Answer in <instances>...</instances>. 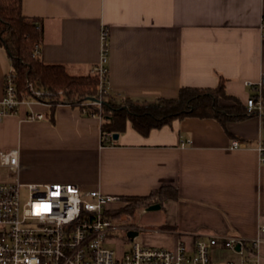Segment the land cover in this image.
<instances>
[{
	"label": "crops",
	"instance_id": "crops-1",
	"mask_svg": "<svg viewBox=\"0 0 264 264\" xmlns=\"http://www.w3.org/2000/svg\"><path fill=\"white\" fill-rule=\"evenodd\" d=\"M22 14L40 21L38 57L73 76L99 63L101 32H108L106 92L119 102L175 98L181 87L214 88L242 104L254 94L246 83L264 81V0H22ZM0 49V95L10 71ZM226 104V103H225ZM43 119L31 120V113ZM98 115L79 107L23 102L0 121V152L16 150L22 184L74 183L103 195L146 197L169 187L175 198L157 203L146 246L192 248L216 236V264H264V116L250 115L222 127L214 119L185 118L147 136L130 124L114 145H103ZM241 143L233 148L232 141ZM12 179V178H10ZM139 234V233H138ZM242 237L243 253L223 246ZM259 238L258 257L251 240ZM117 239L109 237V242Z\"/></svg>",
	"mask_w": 264,
	"mask_h": 264
},
{
	"label": "built area",
	"instance_id": "built-area-1",
	"mask_svg": "<svg viewBox=\"0 0 264 264\" xmlns=\"http://www.w3.org/2000/svg\"><path fill=\"white\" fill-rule=\"evenodd\" d=\"M107 37L108 32L102 30L100 60L90 72L98 74L100 96L106 93L107 85ZM39 48L36 45L35 51L38 52ZM246 84L254 86V94L244 103L247 113L264 116V81ZM28 89L30 97L18 99L13 75L7 73L4 76L0 121L16 114L23 102L49 105L45 100L53 96L51 92L36 89L31 84ZM100 96L96 98L98 101L86 100V103L99 105ZM28 118L40 120L43 115L33 112ZM103 140L107 145L115 144L112 134L105 135ZM231 146L241 148V143L234 140ZM257 151L260 163L264 164V143L258 145ZM14 153L18 154L16 150L0 152V167L7 169V179L12 178L0 181V264H216L210 256V248L218 243L216 236H209L206 240L198 238L190 249L183 243L174 249L146 246L135 241L141 230L138 225L114 224L106 213L110 204L119 203L123 198L103 195L99 191H83L74 183L22 184L16 178L19 158L13 156ZM4 157H8L7 163H4ZM23 189L28 200L21 204ZM117 229L125 234L118 255L108 246L111 237L108 234ZM258 229L264 232V225ZM132 232H136V236L129 237L128 233ZM247 242L234 236L222 239L225 248L237 250L238 247L240 254ZM250 242L251 254L257 258L261 240L257 237ZM126 244L129 248H125Z\"/></svg>",
	"mask_w": 264,
	"mask_h": 264
},
{
	"label": "trees",
	"instance_id": "trees-1",
	"mask_svg": "<svg viewBox=\"0 0 264 264\" xmlns=\"http://www.w3.org/2000/svg\"><path fill=\"white\" fill-rule=\"evenodd\" d=\"M21 1L0 0V49L10 60L8 73L14 77L18 99L30 97L28 85L31 84L53 94L44 99L51 109L58 104H68L79 107L85 115H98L103 145H107L103 140L105 135L121 134L128 124L141 136H147L152 130L170 126L175 120L214 119L225 127L228 122H240L254 114L247 113L244 104L226 93L222 77L214 88L181 87L175 98H159L153 103L131 99L115 102L107 92L100 96L97 73L73 76L61 65H49L40 60L35 46L40 47L43 42V25L22 14ZM99 96V105L86 103L88 98ZM175 197L176 191L165 187L146 197H126L116 203L117 207L108 206L106 213L126 221L140 209Z\"/></svg>",
	"mask_w": 264,
	"mask_h": 264
},
{
	"label": "rangeland",
	"instance_id": "rangeland-1",
	"mask_svg": "<svg viewBox=\"0 0 264 264\" xmlns=\"http://www.w3.org/2000/svg\"><path fill=\"white\" fill-rule=\"evenodd\" d=\"M4 53V52H3ZM4 56H5V65L7 66V70H9V65H7V58H6V55L4 53ZM7 175V169L6 168H3V167H0V181H7V180H11L10 178L7 179L6 177ZM28 200V196H27V192L25 189H23L21 191V204H24L26 201ZM109 206L111 207H117V204L116 203H112L110 204ZM151 214V213H150ZM150 214H144L140 212V210L134 212V214L132 215V217H130L128 220L124 221L123 219H120V218H114L113 216H109L110 219L112 220V222L114 224H117V225H123V224H136L140 227H143V228H149L148 226L150 225L151 222H149L148 220V216ZM140 231H143V230H140ZM139 231V234L138 236L136 237L135 241H140L142 239V233H145V232H140ZM109 236L111 237H114L117 239V241L115 242H109L108 243V246L112 249H114L117 253V255L121 252L122 250V240L124 239L125 237V234L123 233L122 230L120 229H117V230H113L111 231L109 234ZM125 248H129V244H126L125 245Z\"/></svg>",
	"mask_w": 264,
	"mask_h": 264
},
{
	"label": "water",
	"instance_id": "water-1",
	"mask_svg": "<svg viewBox=\"0 0 264 264\" xmlns=\"http://www.w3.org/2000/svg\"><path fill=\"white\" fill-rule=\"evenodd\" d=\"M87 100H90V101H98L96 98L94 97H90L88 98ZM112 138L113 140H117L118 139V134H112ZM160 209V205L159 204H152L150 205L149 207L146 208V211H154V210H158ZM136 232H132V233H128V236L129 237H133V236H136ZM237 250H238V247H237Z\"/></svg>",
	"mask_w": 264,
	"mask_h": 264
},
{
	"label": "clouds",
	"instance_id": "clouds-1",
	"mask_svg": "<svg viewBox=\"0 0 264 264\" xmlns=\"http://www.w3.org/2000/svg\"><path fill=\"white\" fill-rule=\"evenodd\" d=\"M17 155H18V154H15V153L13 154V156H17ZM3 160H4V163H7V162H8V157H4ZM38 207H39V206H38Z\"/></svg>",
	"mask_w": 264,
	"mask_h": 264
},
{
	"label": "snow or ice",
	"instance_id": "snow-or-ice-1",
	"mask_svg": "<svg viewBox=\"0 0 264 264\" xmlns=\"http://www.w3.org/2000/svg\"><path fill=\"white\" fill-rule=\"evenodd\" d=\"M44 207L47 208V205H45Z\"/></svg>",
	"mask_w": 264,
	"mask_h": 264
}]
</instances>
